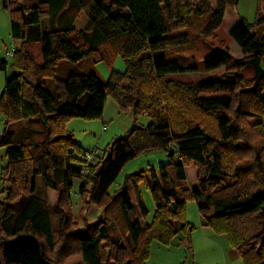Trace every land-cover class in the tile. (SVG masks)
I'll use <instances>...</instances> for the list:
<instances>
[{
	"label": "trees",
	"instance_id": "1",
	"mask_svg": "<svg viewBox=\"0 0 264 264\" xmlns=\"http://www.w3.org/2000/svg\"><path fill=\"white\" fill-rule=\"evenodd\" d=\"M238 3L4 1L12 37L22 43L13 52L17 72L7 78L0 96V112L11 125L0 136L8 160L0 173L8 185L0 191L5 194L0 198V264H145L154 240L169 245L182 233L190 242L196 228L186 218L190 199L198 203L206 225L227 235L245 264H264V30H258L264 27V7L251 23L236 11ZM74 6L78 11L68 26L42 30L44 18L52 20ZM228 9L237 22L227 34L242 48L241 58L233 57L224 40L214 43ZM34 42L42 44L41 63L29 49ZM186 50L205 52L204 68H225V74L192 83L170 79L199 70L194 58L175 55ZM117 52L126 71L113 70L106 81L96 72L72 69L91 57L111 64ZM60 61L71 66L64 76L57 74ZM8 66L0 59V71ZM50 79L54 91L45 86ZM110 96L121 111L131 110L136 119L147 114L150 122L132 127L109 144L102 158L88 162L90 150L65 124L73 117L102 118ZM34 119L46 131L44 168L33 152V137L13 128ZM171 145L170 160L158 172L141 170L128 178L141 215H148L143 182L156 204L152 222L142 225L132 219L129 186L113 196L109 190L130 160ZM191 165L197 169L195 188L187 184ZM40 176L52 190L49 201L38 193ZM76 177L82 179L81 212L91 205L105 212L84 227L76 224L72 205ZM113 223L119 237L112 234Z\"/></svg>",
	"mask_w": 264,
	"mask_h": 264
},
{
	"label": "rangeland",
	"instance_id": "2",
	"mask_svg": "<svg viewBox=\"0 0 264 264\" xmlns=\"http://www.w3.org/2000/svg\"><path fill=\"white\" fill-rule=\"evenodd\" d=\"M5 0H0V59L8 61L9 66L6 71H0V96L3 94L6 86V80L16 74L17 70L13 67V55L10 54L12 50L21 46L22 41L14 39L11 33V16L9 11L5 8ZM19 3H25L32 5L37 3V0H17ZM202 1V0H199ZM264 0H239L236 7V11L241 16H244L249 22L254 23L257 18V13L264 6ZM78 11L77 6L68 8L62 16L55 17L54 19L44 18L42 21V30L44 32L52 29H59L61 27L68 26L69 22L76 16ZM229 15L236 17V15L228 9ZM192 15L190 20H194ZM231 20L226 17L222 28L217 32L218 38L215 40V44H218L220 40H224L230 47V52L235 58H241L242 50L235 40H233L228 33V26ZM259 31L264 30L258 28ZM82 41V40H81ZM29 49L35 56L38 62H43L42 57V44L40 42H34L29 44ZM109 51L114 48L109 46ZM178 57L192 59L194 58L198 65L199 70L193 73L175 74L168 76L170 79L176 81H183L187 83L197 82L204 78L221 77L225 74L226 69L208 71L203 66L204 53H195L192 50H186L181 53L175 54ZM70 64L65 61H60L57 68V74L59 76L66 75ZM78 68L82 71L96 72L104 81L108 80L113 70L117 72H125L126 64L123 60L121 53L117 52L111 64L106 60L95 61L94 57L84 60L80 64H75L73 70ZM264 68V62H263ZM45 86L50 91L55 90V83L52 79L45 81ZM264 122V117L262 119ZM150 122V117L147 114L140 115L137 119L134 117L131 110L121 111L117 101L112 97H108L105 105V110L102 118L87 119L83 117H73L66 121V130L74 135V138L78 143L86 150L98 149V155L93 162L98 161L105 155V151L108 150L109 144L119 137L125 136L129 130L134 126L147 125ZM251 122H255L251 120ZM13 126V125H12ZM11 125L8 122L6 116L0 112V136L6 129H9ZM14 129L30 134L33 137L35 147L33 152L40 157L43 168L46 165V159L43 156L44 147L43 142L45 140V127L40 119L24 120L13 126ZM6 147L0 146V173L4 167L7 166L8 160L6 158ZM174 151V145H171L166 150H152L141 153L136 158L130 160L122 169L120 175L111 186L109 192L110 195H114L122 186L127 184L130 188V193L134 205V210L131 213L133 220H139L142 225H146L152 222L155 215L156 204L151 194L149 187L143 182L140 186L141 194L148 209V215H141L139 207L136 202V197L128 178L131 174L140 172L141 170L149 171L154 168L157 170L161 164H164L170 160L169 154ZM178 161V159H177ZM188 181L187 184L191 188L197 187V169L194 165L187 167ZM82 179L76 177L74 179V189L72 192V205L75 214V222L79 227H84L85 223L96 222L99 218L105 217L103 208L91 205L87 210L81 212L83 205V198L79 193V187ZM7 184L0 180V191H3ZM49 191L44 183L42 176L38 178V193L47 201L50 200ZM5 194H1L0 198H3ZM187 220L195 225V230L191 236L190 242L184 234L180 233L171 241L169 245L163 244L158 240H154L150 245V255L145 264H245L239 252L232 247L227 235L224 234V240L227 241V245L223 241H210L208 233L213 232L212 228L206 225V217L200 212L198 203L190 199L187 201ZM112 234L115 237L120 236V232L116 223L111 226ZM226 239V240H225ZM191 246V247H190ZM2 256L1 244H0V259Z\"/></svg>",
	"mask_w": 264,
	"mask_h": 264
},
{
	"label": "crops",
	"instance_id": "3",
	"mask_svg": "<svg viewBox=\"0 0 264 264\" xmlns=\"http://www.w3.org/2000/svg\"><path fill=\"white\" fill-rule=\"evenodd\" d=\"M226 17H229L230 18V20H231V23H230V25L228 26V31L232 28V26L237 22V18L235 17H232L231 15H229V13H228V10H227V12H226V14H225V19H226ZM238 44V43H237ZM240 46V45H239ZM241 48V47H240ZM241 50H242V48H241ZM243 52V51H242ZM242 55H244L243 53H242ZM240 58V57H239ZM3 60H5V59H3ZM106 105V104H105ZM131 194V193H130ZM132 198V197H131ZM206 224V223H205ZM224 235H218V234H216L214 231L213 232H210V233H208V239L210 240V241H212V240H214V241H223L224 239V237H223ZM226 240V239H225ZM224 243H225V246L227 245V241H223ZM235 249V248H234Z\"/></svg>",
	"mask_w": 264,
	"mask_h": 264
},
{
	"label": "built area",
	"instance_id": "4",
	"mask_svg": "<svg viewBox=\"0 0 264 264\" xmlns=\"http://www.w3.org/2000/svg\"><path fill=\"white\" fill-rule=\"evenodd\" d=\"M13 52H14V50H12V51L10 52V54L13 55ZM98 152H99L98 149H93V150L88 151V152L85 154V159H86L88 162H93V161L96 159L97 155L99 154Z\"/></svg>",
	"mask_w": 264,
	"mask_h": 264
},
{
	"label": "water",
	"instance_id": "5",
	"mask_svg": "<svg viewBox=\"0 0 264 264\" xmlns=\"http://www.w3.org/2000/svg\"><path fill=\"white\" fill-rule=\"evenodd\" d=\"M65 106V104H61L59 107H58V110L61 111L63 109V107Z\"/></svg>",
	"mask_w": 264,
	"mask_h": 264
}]
</instances>
